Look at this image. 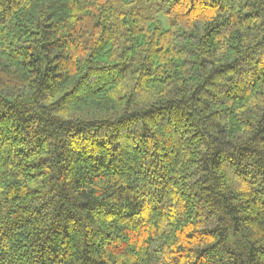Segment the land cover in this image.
Returning <instances> with one entry per match:
<instances>
[{
	"label": "trees",
	"instance_id": "1",
	"mask_svg": "<svg viewBox=\"0 0 264 264\" xmlns=\"http://www.w3.org/2000/svg\"><path fill=\"white\" fill-rule=\"evenodd\" d=\"M0 264H264V0H0Z\"/></svg>",
	"mask_w": 264,
	"mask_h": 264
},
{
	"label": "rangeland",
	"instance_id": "2",
	"mask_svg": "<svg viewBox=\"0 0 264 264\" xmlns=\"http://www.w3.org/2000/svg\"><path fill=\"white\" fill-rule=\"evenodd\" d=\"M162 20H163V22H164V24H163V28H167V24H166V21H165V19L164 18H162ZM131 71V70H130ZM130 76H132V74L130 73Z\"/></svg>",
	"mask_w": 264,
	"mask_h": 264
}]
</instances>
